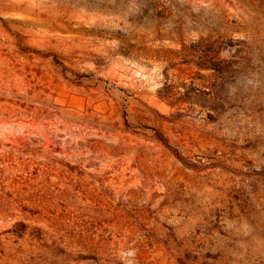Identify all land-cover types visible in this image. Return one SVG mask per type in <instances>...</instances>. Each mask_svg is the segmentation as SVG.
<instances>
[{
	"label": "rangeland",
	"instance_id": "rangeland-1",
	"mask_svg": "<svg viewBox=\"0 0 264 264\" xmlns=\"http://www.w3.org/2000/svg\"><path fill=\"white\" fill-rule=\"evenodd\" d=\"M0 264H264V0H0Z\"/></svg>",
	"mask_w": 264,
	"mask_h": 264
},
{
	"label": "clouds",
	"instance_id": "clouds-1",
	"mask_svg": "<svg viewBox=\"0 0 264 264\" xmlns=\"http://www.w3.org/2000/svg\"><path fill=\"white\" fill-rule=\"evenodd\" d=\"M128 255L132 256V255H134V253L133 252H130V253H128Z\"/></svg>",
	"mask_w": 264,
	"mask_h": 264
}]
</instances>
